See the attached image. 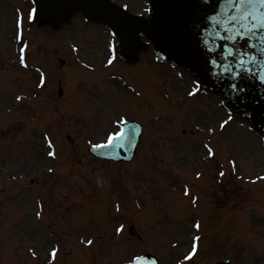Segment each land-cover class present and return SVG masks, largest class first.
<instances>
[{
  "label": "rangeland",
  "instance_id": "1",
  "mask_svg": "<svg viewBox=\"0 0 264 264\" xmlns=\"http://www.w3.org/2000/svg\"><path fill=\"white\" fill-rule=\"evenodd\" d=\"M31 5L0 0V264H46L52 246L47 264L121 263L145 251L163 264H264L258 135L228 119L215 95H188L191 76L154 64L150 49L138 64H109L111 34L78 15L56 31L29 21L21 66L17 21L27 25ZM129 108L144 127L133 160L91 157L87 145Z\"/></svg>",
  "mask_w": 264,
  "mask_h": 264
},
{
  "label": "water",
  "instance_id": "2",
  "mask_svg": "<svg viewBox=\"0 0 264 264\" xmlns=\"http://www.w3.org/2000/svg\"><path fill=\"white\" fill-rule=\"evenodd\" d=\"M148 1V19L132 16L109 0H36V18L39 24L58 27L79 10L115 31L119 54L128 61L136 60L138 51L146 48L140 40L143 36L158 57L188 68L227 106L243 109L263 130L264 29L253 28L252 18L242 19L245 9L236 6L239 0ZM232 17L235 23L230 22ZM243 75L250 81L245 82ZM133 264L156 262L144 256Z\"/></svg>",
  "mask_w": 264,
  "mask_h": 264
},
{
  "label": "snow or ice",
  "instance_id": "3",
  "mask_svg": "<svg viewBox=\"0 0 264 264\" xmlns=\"http://www.w3.org/2000/svg\"><path fill=\"white\" fill-rule=\"evenodd\" d=\"M229 3H232L233 0H228ZM237 7H243L245 9L244 13H243V17L242 19H249L252 18L254 23H253V28L255 29H264V0H239V3L236 5ZM236 18L232 17V20L230 21L231 23H235ZM17 26H20V21H17ZM227 30V29H226ZM252 29H249V31H251ZM243 38V37H241ZM234 39V38H233ZM24 49H21V57H20V63L24 64L25 62V58L23 55ZM231 55V53H229ZM109 64L112 63V60L109 59L108 61ZM194 93H189V95H193ZM19 99V97H18ZM226 123V122H225ZM221 127H223V124L221 125ZM124 132L123 130L115 133V134H110L108 136V143L110 144L112 142V140L114 139V136H123ZM106 145H98L97 147H104ZM51 155V153H50ZM221 175H223V173H221ZM197 228H199V224L195 225ZM119 231V229H118ZM196 239H199V237H197ZM88 243H91V241H89ZM193 250H195V246H193ZM53 255H55V252H53ZM186 259H188L189 257H185Z\"/></svg>",
  "mask_w": 264,
  "mask_h": 264
}]
</instances>
